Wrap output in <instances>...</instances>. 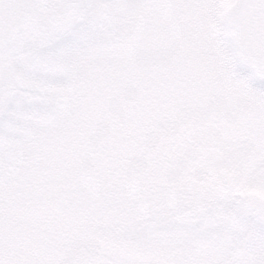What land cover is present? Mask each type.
<instances>
[{
    "label": "rangeland",
    "instance_id": "1",
    "mask_svg": "<svg viewBox=\"0 0 264 264\" xmlns=\"http://www.w3.org/2000/svg\"><path fill=\"white\" fill-rule=\"evenodd\" d=\"M239 7L240 0H103L85 10L84 28L72 36L70 12L0 4V20L13 30L21 21L44 22L61 41L43 51L62 55L56 88L64 99L39 128L17 112L0 133L5 264L87 256L89 241L111 235L114 203H130L157 178L163 183L161 173L175 156V125L188 116L190 128L209 134L198 121L203 117L210 128L216 120L217 101L207 95L212 85L225 99L238 97L233 114L244 113L251 127L264 119V93L251 84L256 68L233 26ZM247 24L264 31V11L250 8ZM209 28L218 43L208 40ZM249 44L259 47L260 41ZM218 47L227 68L222 77ZM244 69L247 75L237 78ZM31 74V68L6 67L5 95L30 86ZM197 105L203 111H195Z\"/></svg>",
    "mask_w": 264,
    "mask_h": 264
},
{
    "label": "snow or ice",
    "instance_id": "2",
    "mask_svg": "<svg viewBox=\"0 0 264 264\" xmlns=\"http://www.w3.org/2000/svg\"><path fill=\"white\" fill-rule=\"evenodd\" d=\"M3 2L0 0V4ZM13 2L20 9L36 5L70 12L67 35L74 36L85 26L81 18L85 10L103 0ZM253 7L264 11V0H240L233 26L256 68L251 84L264 93V31L247 24L248 11ZM207 35L209 41L218 43L214 29L209 28ZM250 39L260 41V46H251ZM60 44L44 22L21 21V26L13 30L0 20V133L17 112L30 115L39 128L41 119L64 107L56 88L62 55L43 51ZM216 52V67L222 77L227 73L223 48L218 47ZM9 65L21 72L32 70L31 85H17L12 98L3 89V72ZM241 75H247V69L236 73L237 78ZM207 95L217 101L216 120L210 128L203 117L198 123L202 130L209 129V134L190 128L188 116L175 125L178 136L172 168L162 172L163 183L157 178L147 193L133 196L130 203L112 205L116 211L110 236L89 241L85 245L87 256L31 264H264V119L253 128L244 113L234 115L238 97L229 93L225 99L216 85ZM259 101L264 113V95ZM195 111H203L202 106L197 105ZM22 122L29 124L26 117ZM4 183L0 147V205ZM2 215L0 206V223ZM0 264H5L3 259Z\"/></svg>",
    "mask_w": 264,
    "mask_h": 264
}]
</instances>
